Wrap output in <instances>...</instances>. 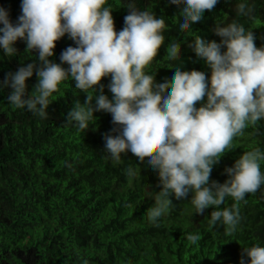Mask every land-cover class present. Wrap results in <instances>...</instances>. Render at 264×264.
<instances>
[{"label":"clouds","instance_id":"clouds-1","mask_svg":"<svg viewBox=\"0 0 264 264\" xmlns=\"http://www.w3.org/2000/svg\"><path fill=\"white\" fill-rule=\"evenodd\" d=\"M218 2L169 0L178 6L177 27L182 31L191 30L205 10L211 12ZM127 7L129 14L118 32L108 0H21V15L15 24L0 8V52L15 56L14 45L21 40L25 51H35L40 62L6 75L2 86L11 89L9 105L48 118L50 97L62 83L71 81L76 90L86 93V99L84 104L74 102L67 121L85 132L95 121L94 112L110 114L116 135L104 136V152L113 163L130 152L157 173L161 190L151 197L154 204L147 209L149 223L156 224L169 212L170 195L181 200L191 193L188 201L193 214L202 215L211 208L209 227L219 222L231 235L241 221L240 202L264 187L260 167L264 150L243 152L224 169L228 178L222 184L210 182V174L246 127L264 121V46L256 47L252 30L239 22L217 23L213 32L219 43L205 42L196 35L187 45L210 69L208 80L201 71L170 67L168 79L157 83L146 69L163 44L164 20L139 10L134 0H128ZM236 10L240 16L252 11L244 2ZM66 34L76 46L60 54L61 64L68 65L65 69L49 57L54 55L55 42ZM166 55L170 59L179 56L175 40L168 43ZM34 72L37 83L27 93L26 80ZM108 77L111 99L103 94L100 83ZM198 102L202 103L196 107ZM126 175L139 177V167L126 169ZM226 198L234 203L221 208ZM198 239V234L187 236L192 244ZM239 264H264V246L242 247Z\"/></svg>","mask_w":264,"mask_h":264},{"label":"trees","instance_id":"trees-1","mask_svg":"<svg viewBox=\"0 0 264 264\" xmlns=\"http://www.w3.org/2000/svg\"><path fill=\"white\" fill-rule=\"evenodd\" d=\"M241 2L252 10L250 15L238 14ZM108 3L118 32L129 14L128 0ZM20 4L21 0H0V8L8 12L13 24L21 15ZM134 4L165 23L163 44L146 69L157 83L168 79L170 67L201 71L207 81L210 69L187 45L196 35L219 43L213 32L217 23L239 22L252 30L256 47L264 46V0H219L191 30L183 31L177 27L178 6L169 0H134ZM172 40L179 50L174 59L166 55ZM55 45L49 60L57 64L67 47L76 46L67 34ZM14 47L17 54L13 57L0 52V264H239L242 247L264 246V187L240 202L241 221L231 235L219 222L209 227L211 208L202 215L193 214L188 201L191 193L181 200L170 195L169 212L156 224L149 223L151 197L161 190L158 175L130 152L119 163L104 152V136L116 135L111 115L94 112L95 121L85 132L67 121L74 102L84 104L86 93L76 90L71 81L62 83L50 97L48 118L10 107L11 89L2 86L6 75L28 63H40L35 51H25L23 41ZM36 83L34 72L26 80V92L31 93ZM100 83L103 94L111 99L110 77ZM232 147L213 165L210 182L222 184L228 178L224 169L243 152L264 150V121L246 127ZM133 166L139 167V177L126 175V169ZM260 167L264 172V162ZM233 203L226 198L220 207L230 208ZM189 234H198L195 244L187 240Z\"/></svg>","mask_w":264,"mask_h":264}]
</instances>
